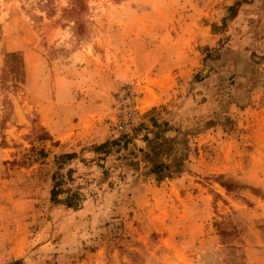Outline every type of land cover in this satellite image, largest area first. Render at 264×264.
I'll list each match as a JSON object with an SVG mask.
<instances>
[{
  "label": "rangeland",
  "instance_id": "obj_1",
  "mask_svg": "<svg viewBox=\"0 0 264 264\" xmlns=\"http://www.w3.org/2000/svg\"><path fill=\"white\" fill-rule=\"evenodd\" d=\"M10 52L24 81L0 91V264H264V0H0V75ZM125 82L135 130L94 154L121 138ZM154 132L155 162L182 164L162 182ZM54 173L80 210L51 202Z\"/></svg>",
  "mask_w": 264,
  "mask_h": 264
},
{
  "label": "trees",
  "instance_id": "obj_2",
  "mask_svg": "<svg viewBox=\"0 0 264 264\" xmlns=\"http://www.w3.org/2000/svg\"><path fill=\"white\" fill-rule=\"evenodd\" d=\"M11 81L14 86L17 84L23 83L24 81V63L23 59L19 52H10L5 55L4 59V67L2 70V75H0V91L6 89V83ZM1 108L3 112V117L0 118V128L3 127L5 122L8 120V116L11 110V104L7 98L1 101ZM153 126L156 128L158 125L156 122H153ZM127 137H121L118 139L113 140L112 142H105L93 148V153L97 155H106L109 151V148L113 146H118L119 144L125 145L128 140ZM161 140L160 135L157 132L153 133V138L147 139V149L149 151L144 152L145 158L147 161L151 163L150 173L155 177L157 182H162L167 178H171L174 173H178L181 171L182 164L179 160L175 161L172 164H166L163 162H155L157 158L164 154V152L159 150L160 145L158 141ZM74 154H63L55 158V162L57 167L61 168L69 160L74 158ZM70 169L67 170L66 176L68 180H70L71 175ZM58 174L54 173L52 175L53 185L50 189V200L54 205L63 206L65 209L78 211L81 209V204L84 201L83 196L78 192H70L69 190H61L62 182L58 179ZM220 185L226 189V191L231 192L233 191V186L231 183L220 182ZM66 194V197L63 200H58L59 194ZM223 223L215 224V227L218 230L219 236L222 238L228 237L229 233L226 232L225 229L222 228ZM13 264H22V261L14 262Z\"/></svg>",
  "mask_w": 264,
  "mask_h": 264
},
{
  "label": "built area",
  "instance_id": "obj_3",
  "mask_svg": "<svg viewBox=\"0 0 264 264\" xmlns=\"http://www.w3.org/2000/svg\"><path fill=\"white\" fill-rule=\"evenodd\" d=\"M139 94L133 82H125L116 91L112 102V115L108 122L118 137H130L136 127L139 111Z\"/></svg>",
  "mask_w": 264,
  "mask_h": 264
}]
</instances>
